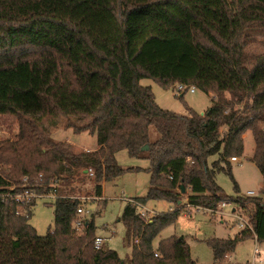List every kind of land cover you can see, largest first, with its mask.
<instances>
[{"label":"trees","instance_id":"obj_1","mask_svg":"<svg viewBox=\"0 0 264 264\" xmlns=\"http://www.w3.org/2000/svg\"><path fill=\"white\" fill-rule=\"evenodd\" d=\"M253 25L264 28V0H0V117L17 124L0 139V264H200L184 236L154 244L187 191L193 206L234 203L252 226L209 239L212 264H241L228 257L243 239L264 243V199L225 195L216 181L220 171L234 179L231 158L244 155L247 132L264 177V52L249 62L245 51ZM143 78L185 85L181 96L194 86L213 95L212 104L203 113L164 109ZM63 118L96 134L97 148L53 140ZM120 150L150 162L147 194L135 200L174 205L147 220L135 204L125 207L128 259L95 248L92 219L74 226L82 200L62 188L91 178L101 196L103 184L125 172ZM54 182V226L39 235L29 223L37 198L5 194H45Z\"/></svg>","mask_w":264,"mask_h":264},{"label":"rangeland","instance_id":"obj_2","mask_svg":"<svg viewBox=\"0 0 264 264\" xmlns=\"http://www.w3.org/2000/svg\"><path fill=\"white\" fill-rule=\"evenodd\" d=\"M245 51L249 62L254 55L264 52V28L253 25L249 29ZM140 82L142 85L151 87L158 104L167 110L186 113L187 107H190L203 113L212 104L213 95L198 88L195 92L188 90L181 96L182 93L177 90V87L165 88L152 78H143ZM16 130L17 124L13 117H0V139L11 138ZM50 137L55 141L72 143L75 151L94 150L98 146L96 134L88 130L75 131L67 126L66 118L52 129ZM244 142V155L238 158V161H232L234 179L225 171H220L216 174V181L225 195L260 196L264 199V177L252 161L255 143L250 132L245 134ZM116 158L125 168V172L122 176L105 182L101 196H96L95 183L91 178L77 183L74 187L70 185L62 188L65 193H71L82 200L81 206L84 208L82 217L94 221L96 236L105 239L103 246L116 250L122 258L128 259L132 255L133 243H128L126 240L127 227L121 218L125 207L130 203L128 199L146 196L151 179L148 171L150 162L146 158L130 156L126 150L118 151ZM217 158V155L210 156L208 163L211 164ZM236 184L239 187L238 191L235 188ZM188 194L187 191L183 195L181 212L176 221L161 232L154 244L157 245L160 237L184 236L190 245L192 258L200 264H212L214 252L208 240L234 238L242 231L239 227V219L231 215L236 205L228 202L224 208L221 207L225 214H214L206 209L193 210L187 205ZM54 202L55 199L49 196L36 199L29 223L36 228L39 235H45L48 229L54 226ZM144 205L147 207L149 218L174 208L172 203L165 200H147ZM228 260L241 264H264V243L257 242L253 236L243 239L237 244Z\"/></svg>","mask_w":264,"mask_h":264},{"label":"built area","instance_id":"obj_3","mask_svg":"<svg viewBox=\"0 0 264 264\" xmlns=\"http://www.w3.org/2000/svg\"><path fill=\"white\" fill-rule=\"evenodd\" d=\"M185 89H186L185 85H179L178 88H177V90L180 93H182ZM189 90L191 92H195L196 88L193 86ZM231 160L232 161H238V157H232ZM91 174H92V171H91ZM56 186H57V182H54L53 185H52V189L48 193H45V194H39L35 190L27 188V189H25L22 192H8L5 195L14 198L15 201H18V202H23L25 200H29L30 198H38V197H44V196H49V197H52V198L56 199L58 197V194L56 192ZM10 190L13 191L14 187H11ZM128 200H129V202H131V203H133V204H135L137 206V212H138V214H139V216L141 218L146 219V220L149 219V213H148L147 207L144 204H141V203L137 202L135 199H128ZM227 203L228 202H222L220 204V206H219L220 208L218 207L216 209L205 208V207H202V206H193V205H190V204H187V205L193 210L206 209L208 211H211L214 214H216V213L225 214L223 209H221V207L224 208L227 205ZM77 212H78V218L75 220L74 226L76 228H80V226L82 225V222H83L82 216L84 214V208L82 206H80L78 208ZM231 215H235L239 219V227L241 229H246V228L252 229V226L249 223L248 219L246 217H244V216L239 215L236 212L235 208L233 209ZM104 240L105 239L103 237L96 236L95 241H94L95 248L96 249L102 248ZM255 251H256L257 254H259L257 252V249H255Z\"/></svg>","mask_w":264,"mask_h":264},{"label":"water","instance_id":"obj_4","mask_svg":"<svg viewBox=\"0 0 264 264\" xmlns=\"http://www.w3.org/2000/svg\"><path fill=\"white\" fill-rule=\"evenodd\" d=\"M148 148V146L146 145V146H144V149H147Z\"/></svg>","mask_w":264,"mask_h":264},{"label":"crops","instance_id":"obj_5","mask_svg":"<svg viewBox=\"0 0 264 264\" xmlns=\"http://www.w3.org/2000/svg\"><path fill=\"white\" fill-rule=\"evenodd\" d=\"M88 151V150H87ZM103 187H104V184H103Z\"/></svg>","mask_w":264,"mask_h":264}]
</instances>
